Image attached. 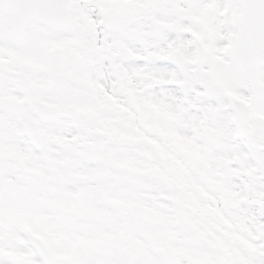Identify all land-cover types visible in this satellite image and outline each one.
Returning <instances> with one entry per match:
<instances>
[{
  "label": "snow or ice",
  "instance_id": "snow-or-ice-1",
  "mask_svg": "<svg viewBox=\"0 0 264 264\" xmlns=\"http://www.w3.org/2000/svg\"><path fill=\"white\" fill-rule=\"evenodd\" d=\"M0 264H264V0H0Z\"/></svg>",
  "mask_w": 264,
  "mask_h": 264
}]
</instances>
